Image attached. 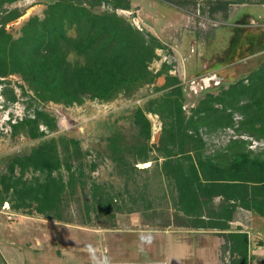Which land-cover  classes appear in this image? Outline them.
Wrapping results in <instances>:
<instances>
[{
    "label": "rangeland",
    "instance_id": "1",
    "mask_svg": "<svg viewBox=\"0 0 264 264\" xmlns=\"http://www.w3.org/2000/svg\"><path fill=\"white\" fill-rule=\"evenodd\" d=\"M175 1L172 22L152 33L127 0H117L126 10L99 0H0V264H152L144 232L199 224L175 211L164 157L186 155L183 166L209 163L225 177L240 156L264 164V28L232 27L237 33L226 39L210 3ZM60 4L114 12L140 39L139 74L120 80L110 98L64 104L34 91L47 81L30 79L29 57L46 38L30 39L31 29L43 34L50 5ZM163 7L157 12L165 14ZM59 15L66 20L60 32L75 37L72 14ZM127 60L111 56L101 68L125 71ZM65 61L84 66L72 50ZM96 61L85 68L93 71ZM213 76L217 85L203 82ZM260 171L263 181L249 187L253 208H264Z\"/></svg>",
    "mask_w": 264,
    "mask_h": 264
},
{
    "label": "trees",
    "instance_id": "2",
    "mask_svg": "<svg viewBox=\"0 0 264 264\" xmlns=\"http://www.w3.org/2000/svg\"><path fill=\"white\" fill-rule=\"evenodd\" d=\"M99 1L112 10H125L118 6L117 0ZM175 2L179 3V0ZM227 5V2H214L209 13L225 12ZM50 6L53 10L47 23H44L43 34L38 35L34 29H31L34 27L30 28L32 33L30 39L36 36L46 38L41 50L36 47V52L34 51L29 57L30 79L47 81L44 84L35 82L34 91L37 95L64 104L76 103L85 96L104 100L118 90L120 80L128 83L137 77L139 72L135 70V65L140 63L142 44L138 42L140 39L134 35L135 33L114 12L87 11L85 14L84 9L75 6L62 4ZM65 11L72 14L68 29L72 27L77 33L73 38L65 37L60 32L66 20L59 13L64 14ZM28 22L33 26L34 20ZM233 47L238 48L235 45ZM71 50L82 57L84 62L82 68L76 69V66H71L65 61L66 55ZM235 52L234 50L233 53ZM111 56L115 61L122 63L126 62L128 57V68L125 71H119L117 68L116 73L106 67L101 68L106 64L102 60ZM92 59L97 60V68L93 71L85 68ZM120 59L122 61H119ZM41 62L44 64L39 65ZM83 73H86L85 78L80 77ZM90 78L103 82L92 84L89 82ZM185 161H189L186 155L164 157L160 168L166 171L165 177L172 187L175 211L184 218L198 220L199 224L196 228H226L235 207L251 210L264 219V208H253L251 203L255 201L249 196V187L263 181L260 177L261 167L264 166L262 162L240 156L238 161L232 162L233 166L228 169L230 174L225 177L223 171L209 163L197 162L183 166L182 162ZM29 191L34 192L32 188ZM42 191L45 193L47 188L44 187ZM92 203L108 213L109 210L102 208L104 202L99 200L98 196L92 197Z\"/></svg>",
    "mask_w": 264,
    "mask_h": 264
},
{
    "label": "crops",
    "instance_id": "3",
    "mask_svg": "<svg viewBox=\"0 0 264 264\" xmlns=\"http://www.w3.org/2000/svg\"><path fill=\"white\" fill-rule=\"evenodd\" d=\"M127 1L130 9L135 10L138 20L141 18L140 14H143L144 19L140 22L143 29L152 33L155 29H165L172 22L169 19L172 14L169 12L174 10L172 8L178 9L173 5L174 0ZM181 2L180 4L184 3L183 0ZM214 2L228 3L225 12L216 11L227 26L220 33L226 34V39L237 33L229 29L232 27L264 28V0H203V3H210L212 6ZM159 5H164L165 14L157 12ZM238 9L243 11L242 16L233 24H226L230 15L237 13ZM261 32L264 33V30L258 33ZM218 35L211 40L217 39ZM214 50L222 51V47L215 46ZM144 234L150 235L152 240L151 252L156 260L152 264H264V219L251 210L235 207L232 218L224 229L179 228ZM137 264L148 263L145 259H140Z\"/></svg>",
    "mask_w": 264,
    "mask_h": 264
},
{
    "label": "water",
    "instance_id": "4",
    "mask_svg": "<svg viewBox=\"0 0 264 264\" xmlns=\"http://www.w3.org/2000/svg\"><path fill=\"white\" fill-rule=\"evenodd\" d=\"M212 79H213V80H212ZM211 81H213V83H214L215 85H217L219 79H217L216 77L213 76V77H211ZM203 82H204V83L208 82V79H207V80H204Z\"/></svg>",
    "mask_w": 264,
    "mask_h": 264
},
{
    "label": "bare ground",
    "instance_id": "5",
    "mask_svg": "<svg viewBox=\"0 0 264 264\" xmlns=\"http://www.w3.org/2000/svg\"><path fill=\"white\" fill-rule=\"evenodd\" d=\"M210 80H211V78L208 79V81H210ZM212 80H213V79H212Z\"/></svg>",
    "mask_w": 264,
    "mask_h": 264
}]
</instances>
